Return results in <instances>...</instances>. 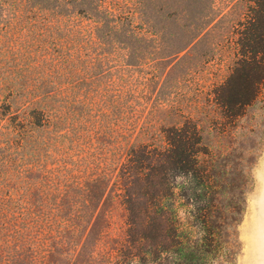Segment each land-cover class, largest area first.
Instances as JSON below:
<instances>
[{
  "label": "trees",
  "instance_id": "obj_1",
  "mask_svg": "<svg viewBox=\"0 0 264 264\" xmlns=\"http://www.w3.org/2000/svg\"><path fill=\"white\" fill-rule=\"evenodd\" d=\"M209 1L0 0V264L228 260L227 156L160 98L183 92L168 81L188 43L156 35L207 33ZM234 3L235 60L210 91L229 120L264 82V0Z\"/></svg>",
  "mask_w": 264,
  "mask_h": 264
},
{
  "label": "rangeland",
  "instance_id": "obj_2",
  "mask_svg": "<svg viewBox=\"0 0 264 264\" xmlns=\"http://www.w3.org/2000/svg\"><path fill=\"white\" fill-rule=\"evenodd\" d=\"M208 5L221 14L207 33L183 35L171 23L170 35H156L173 48L188 43L184 61L176 64L168 81L179 83L183 92L160 98L183 104L210 152L227 156L221 198L228 223L221 234L228 260L218 259L217 264H264V82L258 96L231 120L212 103L213 84L226 79L234 63L237 35L232 30L245 5L234 0H211ZM115 214L118 219L121 210Z\"/></svg>",
  "mask_w": 264,
  "mask_h": 264
}]
</instances>
